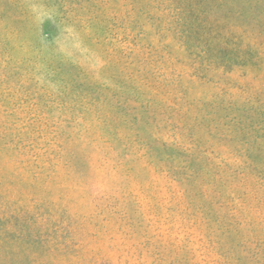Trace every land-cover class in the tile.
<instances>
[{
	"label": "rangeland",
	"instance_id": "374dc122",
	"mask_svg": "<svg viewBox=\"0 0 264 264\" xmlns=\"http://www.w3.org/2000/svg\"><path fill=\"white\" fill-rule=\"evenodd\" d=\"M0 264H264V0H0Z\"/></svg>",
	"mask_w": 264,
	"mask_h": 264
}]
</instances>
